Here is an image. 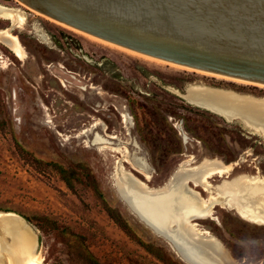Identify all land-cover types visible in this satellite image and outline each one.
<instances>
[{
	"label": "rangeland",
	"instance_id": "obj_1",
	"mask_svg": "<svg viewBox=\"0 0 264 264\" xmlns=\"http://www.w3.org/2000/svg\"><path fill=\"white\" fill-rule=\"evenodd\" d=\"M0 4L25 16L0 18V29L16 35L25 53L19 59L0 39V212L22 217L34 245L33 252L14 248L17 261L6 249L12 236L0 233V264H188L139 220L116 183L127 172L160 187L185 159L191 166L236 163L229 177L209 179L212 188L264 176V133L183 96L202 85L264 100V86L143 58L67 30L17 0ZM136 157L148 165V178L132 167ZM58 166L67 176L75 171L73 189ZM220 206L193 221L235 260L264 264V225ZM194 248L214 259L203 242Z\"/></svg>",
	"mask_w": 264,
	"mask_h": 264
},
{
	"label": "water",
	"instance_id": "obj_2",
	"mask_svg": "<svg viewBox=\"0 0 264 264\" xmlns=\"http://www.w3.org/2000/svg\"><path fill=\"white\" fill-rule=\"evenodd\" d=\"M17 1L59 23L140 54L264 86V0ZM187 188L192 189L188 184ZM19 223L0 216V232ZM164 240L175 251L174 244Z\"/></svg>",
	"mask_w": 264,
	"mask_h": 264
},
{
	"label": "bare ground",
	"instance_id": "obj_3",
	"mask_svg": "<svg viewBox=\"0 0 264 264\" xmlns=\"http://www.w3.org/2000/svg\"><path fill=\"white\" fill-rule=\"evenodd\" d=\"M32 11L86 38L121 48L143 58L165 62L101 40L59 23L35 10ZM0 18L18 19L23 22L25 16L18 9L0 4ZM37 35L47 42L46 37L38 29ZM0 39L15 56L19 59L24 58L25 53L19 38L12 34L9 29H0ZM183 96L192 104L207 110L210 109L211 112L219 111L227 120L236 118L248 128L264 133V100L251 97L248 99V96L202 85L189 87ZM94 140L106 142L99 135H96ZM189 162V159L183 160L170 178L160 187H150L129 173L123 172L122 180L116 179L119 196L156 234L174 244L176 254L184 262L188 264H242L228 254L229 252H226V249L214 235L208 230L200 228L193 219L208 217L212 214L214 206L221 205L229 210H234L244 220L264 225V176L242 175L230 181H222L217 188H212L209 179L215 175L229 177L236 163L227 165L217 159H204L199 164L191 166ZM131 163L132 167L148 178V165L142 158L136 157ZM188 183H192L194 188L203 187L208 192V197L203 198L194 188H187ZM127 190H132V197L127 196ZM143 210H147L149 213H144ZM0 216L11 217L20 222L14 229L8 228L7 232L5 230L0 232L12 236L13 245L6 248L13 254L11 256L18 259L13 252L14 248L33 252V238L30 237L31 234L24 233L28 229L24 226L20 216L12 212H0ZM202 242L208 247L214 259L203 255L194 248L195 243Z\"/></svg>",
	"mask_w": 264,
	"mask_h": 264
},
{
	"label": "trees",
	"instance_id": "obj_4",
	"mask_svg": "<svg viewBox=\"0 0 264 264\" xmlns=\"http://www.w3.org/2000/svg\"><path fill=\"white\" fill-rule=\"evenodd\" d=\"M24 149L23 148H20L18 151H19V154L21 156L24 155ZM53 166L56 165V164H52ZM58 169H59V172L61 174V177L62 179L64 180V182L66 183V185L70 188V189H73V184L71 182V179L72 178H75V171L73 170H70V171H67L68 172V176L64 174L65 170L61 167L58 166ZM108 215L113 219V221L119 226L121 227L123 230H125V226H123V224L121 223V221L118 219V216L116 214V216L113 215V213L111 212V210H109L108 208L106 209ZM26 220H29L28 217H25ZM36 219H39L40 221H45L46 217H36ZM93 259V258H92ZM94 263L98 264V262L96 260H94Z\"/></svg>",
	"mask_w": 264,
	"mask_h": 264
},
{
	"label": "flooded vegetation",
	"instance_id": "obj_5",
	"mask_svg": "<svg viewBox=\"0 0 264 264\" xmlns=\"http://www.w3.org/2000/svg\"><path fill=\"white\" fill-rule=\"evenodd\" d=\"M228 176H225V178H227ZM213 180H215L214 178H212ZM217 181H219L220 180V177L219 178H217L216 179ZM192 184V183H191ZM190 187H193L194 188V186L192 185V186H190ZM200 187V186H199ZM200 189L203 191V192H205V190L203 189V187H200ZM200 194V193H199ZM221 207V206H220Z\"/></svg>",
	"mask_w": 264,
	"mask_h": 264
}]
</instances>
